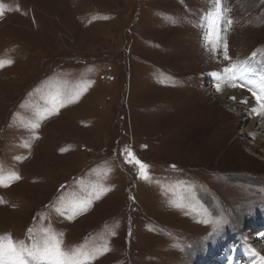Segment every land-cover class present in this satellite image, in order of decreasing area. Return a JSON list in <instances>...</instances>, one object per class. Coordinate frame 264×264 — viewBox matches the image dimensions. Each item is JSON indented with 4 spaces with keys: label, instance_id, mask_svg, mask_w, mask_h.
<instances>
[{
    "label": "rangeland",
    "instance_id": "1",
    "mask_svg": "<svg viewBox=\"0 0 264 264\" xmlns=\"http://www.w3.org/2000/svg\"><path fill=\"white\" fill-rule=\"evenodd\" d=\"M0 13V168L19 176L0 187V235L54 237L82 264H264V132L246 135L245 108L264 110L252 86L220 95L232 65L262 82L264 0H0Z\"/></svg>",
    "mask_w": 264,
    "mask_h": 264
},
{
    "label": "snow or ice",
    "instance_id": "2",
    "mask_svg": "<svg viewBox=\"0 0 264 264\" xmlns=\"http://www.w3.org/2000/svg\"><path fill=\"white\" fill-rule=\"evenodd\" d=\"M0 15H2V13H0ZM8 63H11V61H8ZM3 66V63H0V67ZM236 69V65L224 69L228 80L234 82L237 79V76L235 75ZM261 80L262 83L258 87V90H249L252 91V95L256 97L260 109L264 110V77H262ZM232 86L236 87L238 85L233 83ZM217 91H220V84H217ZM253 111L257 110L253 109ZM33 127H38V125H33ZM25 146L27 147V145ZM129 151L130 150L125 149V152ZM133 159H135V157H133ZM126 162L131 163V161ZM136 163L139 164L140 177L147 180V166L140 163L138 160ZM18 179L19 176L15 173H9L7 177H5L3 175V169L0 168V187H7L13 180ZM0 203H2V201H0ZM81 210H83V208H81ZM59 245L60 242L55 240L54 237L44 240L42 244L34 242L32 246L29 247L23 244V242L13 241L12 237L8 234L0 235V264H30V261L35 262V264H82V261L77 259L80 253L69 255L68 253L63 252ZM106 250L107 249H105V251ZM261 260L264 261V257H261Z\"/></svg>",
    "mask_w": 264,
    "mask_h": 264
},
{
    "label": "bare ground",
    "instance_id": "3",
    "mask_svg": "<svg viewBox=\"0 0 264 264\" xmlns=\"http://www.w3.org/2000/svg\"><path fill=\"white\" fill-rule=\"evenodd\" d=\"M239 73L240 74L242 73V74L241 75H237V79L234 82L228 80L227 76H225V74H222L223 75V78H224V76L226 78H224V79L222 78L221 83H223V81H224L225 86L228 87V88H224L223 90L220 91V95L221 96H226L227 98L233 99L234 101H236V100L242 101V100H245L243 98L244 96L242 95L243 94L242 92L238 93L237 91H232V90L229 89V87L233 83L239 82L240 84H242L245 87L252 86V87H247V88H254V89H257L261 85V83H262V82H260L258 80H255V82H254V77L255 76H252L251 77V75H249L247 73H243V72H239ZM236 74H238V72H236ZM237 90H238V88H237ZM253 109H256L257 111H259V108L257 109V108H255V106H253L252 108H250V107L247 108V109L245 108V110L250 111L251 114H252V117L249 118L250 119V123H249L248 130L246 131V135H250L252 137H256V139L258 141L257 143L258 144H261L260 138H262L261 133L264 132V117L261 116L256 111H255L256 113H254ZM253 238H255V237H253ZM257 241H258V239H257ZM257 241L255 240L254 243L255 242L257 243ZM258 248L259 247L257 246V249Z\"/></svg>",
    "mask_w": 264,
    "mask_h": 264
},
{
    "label": "trees",
    "instance_id": "4",
    "mask_svg": "<svg viewBox=\"0 0 264 264\" xmlns=\"http://www.w3.org/2000/svg\"><path fill=\"white\" fill-rule=\"evenodd\" d=\"M229 222L230 221H228V219H223V218H220V217L217 220H212V222L207 225L208 226V233L209 232H213L211 235L216 236L218 238L222 237L223 233H226L229 230ZM217 225H222V226L216 227ZM233 231H234V233L230 234L229 238L237 239L236 238V230L235 229H231V232H233ZM206 237H207V233H206ZM206 237H205V239H206ZM210 237H212V236H210ZM205 239H203V240H205ZM227 239H228V237L223 238V241H225Z\"/></svg>",
    "mask_w": 264,
    "mask_h": 264
}]
</instances>
